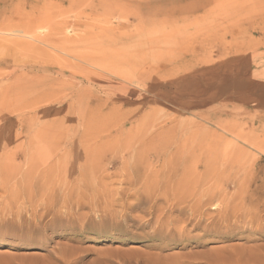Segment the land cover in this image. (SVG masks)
I'll list each match as a JSON object with an SVG mask.
<instances>
[{"label": "rangeland", "instance_id": "rangeland-1", "mask_svg": "<svg viewBox=\"0 0 264 264\" xmlns=\"http://www.w3.org/2000/svg\"><path fill=\"white\" fill-rule=\"evenodd\" d=\"M0 264H264V0H0Z\"/></svg>", "mask_w": 264, "mask_h": 264}, {"label": "bare ground", "instance_id": "bare-ground-1", "mask_svg": "<svg viewBox=\"0 0 264 264\" xmlns=\"http://www.w3.org/2000/svg\"><path fill=\"white\" fill-rule=\"evenodd\" d=\"M55 43V42H54ZM179 153V152H178Z\"/></svg>", "mask_w": 264, "mask_h": 264}]
</instances>
